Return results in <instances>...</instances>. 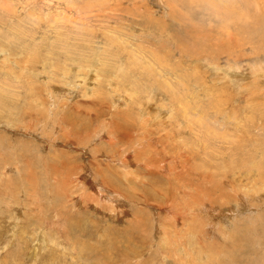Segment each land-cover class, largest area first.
I'll return each instance as SVG.
<instances>
[{
	"label": "rangeland",
	"instance_id": "374dc122",
	"mask_svg": "<svg viewBox=\"0 0 264 264\" xmlns=\"http://www.w3.org/2000/svg\"><path fill=\"white\" fill-rule=\"evenodd\" d=\"M0 264H264V0H0Z\"/></svg>",
	"mask_w": 264,
	"mask_h": 264
},
{
	"label": "bare ground",
	"instance_id": "6f19581e",
	"mask_svg": "<svg viewBox=\"0 0 264 264\" xmlns=\"http://www.w3.org/2000/svg\"><path fill=\"white\" fill-rule=\"evenodd\" d=\"M173 170H174V169H173ZM173 170H172V171H173ZM108 255H109V254H108Z\"/></svg>",
	"mask_w": 264,
	"mask_h": 264
}]
</instances>
